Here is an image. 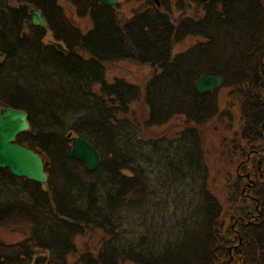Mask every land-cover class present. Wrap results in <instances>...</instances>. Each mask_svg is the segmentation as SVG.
<instances>
[{
    "label": "trees",
    "instance_id": "16d2710c",
    "mask_svg": "<svg viewBox=\"0 0 264 264\" xmlns=\"http://www.w3.org/2000/svg\"><path fill=\"white\" fill-rule=\"evenodd\" d=\"M151 1L124 19L118 3L68 0L91 21L82 32L58 0H0V109L26 111L29 128L16 141L49 161L45 184L0 168V227L28 233L15 243L0 241V264H30L38 249L49 253L47 264H67L74 236L95 227L106 238L72 264H264V0H187L201 15L175 19L170 6L178 1ZM32 8L45 27L32 24ZM188 36L196 40L174 53ZM119 60L151 66L143 87L107 80L105 65ZM202 74H218L230 88L225 114L237 118L218 128L225 165L213 169L205 156L198 164L186 149L166 155L165 173L184 168L182 179L200 178V200L192 206L179 196L169 215L157 225L152 214L151 224L140 216L154 158L141 143L157 149L159 136L137 133L142 126L130 104L146 106L143 126L182 115L181 135L197 146L198 127L222 113L215 89L195 90ZM69 132L96 148V170L70 156ZM135 217L144 227L139 235Z\"/></svg>",
    "mask_w": 264,
    "mask_h": 264
},
{
    "label": "rangeland",
    "instance_id": "374dc122",
    "mask_svg": "<svg viewBox=\"0 0 264 264\" xmlns=\"http://www.w3.org/2000/svg\"><path fill=\"white\" fill-rule=\"evenodd\" d=\"M118 13L122 18H127L134 11L143 9L147 6L148 0H118ZM151 1V0H150ZM178 1L180 6L176 4H172L170 6L171 12L170 16L172 19L185 16L197 17L201 15V9L196 7L194 3H190L187 0H170V2ZM61 5L64 14L72 21V23L77 26L80 31L85 32L91 27V21L89 17H78L75 12L73 6L68 2V0H58ZM152 2V1H151ZM48 39L50 38V34L47 35ZM196 37L188 36L180 42H176L173 46L172 51L177 53L179 51H183L187 49L194 41ZM106 69V78L109 81H112L116 77L124 78L126 81L133 83L134 85L143 87L146 80L150 77L152 68L149 64H138L131 61L119 60L115 62H108L105 65ZM230 88L226 85L221 84L217 87L212 94L213 97L219 107L222 110V115H219V118L214 119L213 121L204 123L205 126L198 127L199 133H196V138L198 139L197 146L192 144L194 142L192 136L182 137L181 132L186 130L185 119L182 115L173 116L168 123L163 125H151V126H143V121H146L147 118V108L141 101L133 102L130 104L131 117L132 120L137 124V122L141 123V130H138L137 133L141 135L144 140H150L149 137H153L155 135L159 136L156 140H158L159 146L157 149L153 147H148V145L142 146L147 148V153L153 155L154 161L152 165L149 166V177L151 183V190L148 192V204L145 205V209L140 217L147 214L150 219L148 222L158 225L160 224L161 215H169L171 209L175 206L176 203L181 202L179 196H184L183 201H190L192 206H197L198 201L200 200V178L195 177V179H191L186 176L183 179L180 177L184 168L179 170L178 172H170L165 173V164L164 158L166 155H178V153H188L191 155L192 159L198 162V164L202 161V156L207 158L208 166L216 169L219 166L222 167L225 165L222 158H220V146L221 141L218 140L221 137L222 133L218 131V128H225L227 126V122H232L233 118H237L231 116V113H228V117H226L225 111L231 110L227 109V101L229 99ZM236 116V115H235ZM228 119V120H227ZM222 123H220L219 121ZM232 124V123H231ZM139 127V124H137ZM136 134L135 138H139V135ZM188 134V133H187ZM78 136V135H72ZM186 136V137H185ZM191 146H193L191 148ZM161 148V149H160ZM187 151H186V150ZM197 149V151H193ZM191 152V153H190ZM174 159H177L175 157ZM178 162V160H176ZM180 163V162H178ZM174 165H176L174 163ZM200 166V165H199ZM178 170V169H177ZM188 171L197 172L198 170L195 168H190ZM249 181H253L250 179ZM169 188H168V187ZM182 188V192L178 195V191ZM171 191H170V190ZM167 191H170L169 194ZM162 201H165L167 205L162 209ZM142 212V209H141ZM141 212L137 211L136 214H140ZM155 216V219H152L151 215ZM180 214L178 213L177 216ZM159 216V218H158ZM147 217V216H146ZM159 220V222L157 221ZM148 220V217H147ZM153 220V223H152ZM140 220L135 217V224L132 225L138 234L143 232L144 227L140 224ZM162 228V226H159ZM157 230V226L152 227ZM163 229V228H162ZM173 228L166 230L165 235L167 236V231L172 233ZM153 235V232H151ZM28 233L21 231V229L12 230L10 228L0 227V241L5 243H15L21 241L26 238ZM164 237V235H162ZM106 238L105 231L101 227H95L93 229H85L81 234L74 236V240L72 241L74 245V251L68 255L67 264H72L73 261L79 259L85 251H93L95 252L99 246L102 244L103 240ZM160 238L164 240L161 236ZM32 258L30 259V262ZM78 261V260H77ZM229 264V262H227ZM121 264H136L133 261H124Z\"/></svg>",
    "mask_w": 264,
    "mask_h": 264
},
{
    "label": "water",
    "instance_id": "95a60500",
    "mask_svg": "<svg viewBox=\"0 0 264 264\" xmlns=\"http://www.w3.org/2000/svg\"><path fill=\"white\" fill-rule=\"evenodd\" d=\"M106 5H115L118 0H97ZM159 5V0H152ZM31 22L34 25L46 26V22L39 9L32 8L29 11ZM62 48L60 43H56ZM223 78L218 74H202L194 81L195 90L199 93L212 91L219 87ZM29 128L28 115L23 109L4 107L0 109V168H7L9 172L17 177L34 180L45 184L47 175L44 167L49 164L33 149L16 141V135ZM70 156L86 165L87 170H95L100 162L96 148L84 137L72 136ZM49 253L36 250L30 264H47Z\"/></svg>",
    "mask_w": 264,
    "mask_h": 264
}]
</instances>
